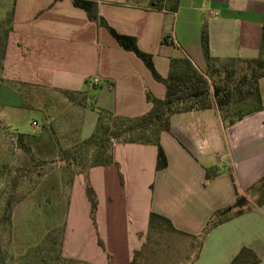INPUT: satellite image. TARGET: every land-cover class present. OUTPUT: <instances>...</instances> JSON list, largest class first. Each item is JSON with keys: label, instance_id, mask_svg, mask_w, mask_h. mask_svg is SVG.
<instances>
[{"label": "crops", "instance_id": "obj_1", "mask_svg": "<svg viewBox=\"0 0 264 264\" xmlns=\"http://www.w3.org/2000/svg\"><path fill=\"white\" fill-rule=\"evenodd\" d=\"M90 1L115 32L135 37L162 77L168 75L171 57L184 56L206 70L203 27L213 58L259 53L264 0H178L175 11L170 0ZM8 14L0 119L4 108L27 106L46 113L56 142L69 148L92 134L98 109L135 117L151 107L146 91L164 97V84L144 62L72 0H0V19ZM258 87L264 106V77ZM62 91L84 94L85 104L70 101ZM159 143L166 157L162 169H156L153 144L121 142L112 144L113 163L89 168L95 234L104 250L92 235L87 185L81 174L74 175L69 190L77 206H70L63 254L91 264H130L144 244L150 212L167 217L181 232L175 234L193 238L215 210L241 208L203 236L192 264H229L242 248L255 253V264H264V202L256 203L258 192L252 188L264 175V107L229 125L216 107L174 113ZM206 169L217 174L204 185ZM78 210L87 236L74 222Z\"/></svg>", "mask_w": 264, "mask_h": 264}, {"label": "trees", "instance_id": "obj_2", "mask_svg": "<svg viewBox=\"0 0 264 264\" xmlns=\"http://www.w3.org/2000/svg\"><path fill=\"white\" fill-rule=\"evenodd\" d=\"M74 5L82 8L88 19L95 21L99 26L108 29L118 44L134 52L150 70L152 76L165 86L163 98L155 97L146 91V100L151 104L150 109L139 116L125 117L115 115L105 109H98L96 124L92 134L84 140L77 141L69 148H62L56 142L55 137L48 135L42 138L41 134L15 132L17 145L26 154L35 156L32 153L31 145L37 147L38 153L43 157L59 159L74 170V174L84 175L86 185H89L88 170L95 166L107 167L114 162L111 154L112 144L121 143H140L153 144L156 147V169L166 167L165 153L159 143L160 133L169 131L170 116L174 113L197 111L216 107L220 112L225 124L234 123L246 114L262 109L258 80L264 77V19L261 27V40L258 56L255 58L231 57L223 60L213 58L209 54L208 34L205 27L201 30L200 44L202 54L206 63V70L199 71L184 57H171L169 72L166 77H162L155 70L151 55L140 50L137 46L135 37L119 34L115 32L97 12V4L90 0H72ZM178 0H170V10L177 9ZM7 24L4 37L1 58L4 53V38L10 29V15L5 18ZM3 19V20H4ZM0 58V60H1ZM221 75V76H220ZM72 102L80 105L85 104V95L74 94L70 91H62ZM233 103L246 105L247 109L230 110ZM242 110V111H241ZM46 126H43L44 128ZM88 153H90L88 155ZM89 159V166H85L83 161ZM39 162L46 159L37 158ZM79 167L80 170H76ZM217 170L206 169L203 184L207 185L216 176ZM72 182V180H70ZM256 188L258 197L256 203L261 205L264 202V175L252 186ZM9 200L3 219L9 220ZM96 204H93L95 210ZM244 210L239 208L235 211L215 210L206 221L202 231L193 238L202 240L203 236L213 227L227 221L231 217L242 213ZM149 229L167 227L168 230L181 233L176 230L171 221L160 214L150 212ZM200 243V242H199ZM144 245V244H143ZM140 249L134 251L130 264H137L141 255ZM82 264H90L84 260H76ZM258 257L251 250L242 248L240 252L231 260L229 264H255Z\"/></svg>", "mask_w": 264, "mask_h": 264}, {"label": "rangeland", "instance_id": "obj_3", "mask_svg": "<svg viewBox=\"0 0 264 264\" xmlns=\"http://www.w3.org/2000/svg\"><path fill=\"white\" fill-rule=\"evenodd\" d=\"M4 21L0 19V58L7 27ZM42 108L47 109L46 106ZM238 108L246 110L247 106L241 107L239 103L230 106L231 111ZM3 111L0 119V264H82L76 261L79 259L64 255L61 245L70 206L72 203L73 209L77 206V197L69 190L70 180L76 175L74 170L59 159L43 157L34 144L31 147L35 157L31 159L19 148L15 137V132L55 137L57 131L53 124L50 125L46 113L34 108L21 106ZM37 158L46 161L39 162ZM83 162L85 166L90 164L89 159ZM89 190L87 185L85 196L92 235L104 250L103 242L95 234L93 204L96 202L93 195H88ZM8 200L10 218L6 220L3 215ZM76 213L74 222L78 220L87 236L79 210ZM200 245L199 239L175 234L165 226L152 228L147 232L136 263L192 264Z\"/></svg>", "mask_w": 264, "mask_h": 264}, {"label": "water", "instance_id": "obj_4", "mask_svg": "<svg viewBox=\"0 0 264 264\" xmlns=\"http://www.w3.org/2000/svg\"><path fill=\"white\" fill-rule=\"evenodd\" d=\"M88 195L90 196V190L88 191ZM240 201H242V200H240ZM240 201H237L236 205L240 204Z\"/></svg>", "mask_w": 264, "mask_h": 264}, {"label": "built area", "instance_id": "obj_5", "mask_svg": "<svg viewBox=\"0 0 264 264\" xmlns=\"http://www.w3.org/2000/svg\"><path fill=\"white\" fill-rule=\"evenodd\" d=\"M97 82V79L96 78H94L93 80H92V83H96ZM34 124V123H33Z\"/></svg>", "mask_w": 264, "mask_h": 264}]
</instances>
